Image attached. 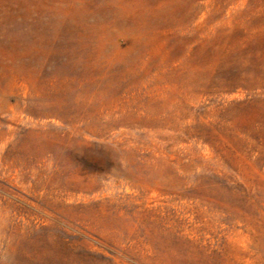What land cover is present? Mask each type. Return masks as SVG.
<instances>
[{
    "label": "rangeland",
    "instance_id": "obj_1",
    "mask_svg": "<svg viewBox=\"0 0 264 264\" xmlns=\"http://www.w3.org/2000/svg\"><path fill=\"white\" fill-rule=\"evenodd\" d=\"M0 264H264V0H0Z\"/></svg>",
    "mask_w": 264,
    "mask_h": 264
}]
</instances>
